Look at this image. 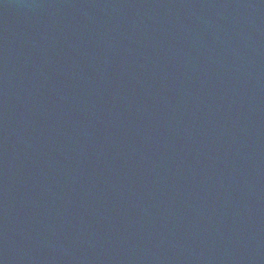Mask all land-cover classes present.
I'll use <instances>...</instances> for the list:
<instances>
[{
	"label": "water",
	"instance_id": "obj_1",
	"mask_svg": "<svg viewBox=\"0 0 264 264\" xmlns=\"http://www.w3.org/2000/svg\"><path fill=\"white\" fill-rule=\"evenodd\" d=\"M0 264H264V0H0Z\"/></svg>",
	"mask_w": 264,
	"mask_h": 264
}]
</instances>
